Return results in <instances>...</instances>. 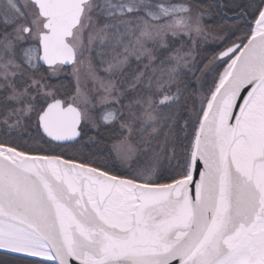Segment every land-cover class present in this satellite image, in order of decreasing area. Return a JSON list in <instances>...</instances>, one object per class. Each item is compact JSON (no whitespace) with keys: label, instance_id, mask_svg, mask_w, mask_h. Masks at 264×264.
I'll return each mask as SVG.
<instances>
[{"label":"snow or ice","instance_id":"1","mask_svg":"<svg viewBox=\"0 0 264 264\" xmlns=\"http://www.w3.org/2000/svg\"><path fill=\"white\" fill-rule=\"evenodd\" d=\"M215 8L0 0V264H264V0Z\"/></svg>","mask_w":264,"mask_h":264},{"label":"trees","instance_id":"2","mask_svg":"<svg viewBox=\"0 0 264 264\" xmlns=\"http://www.w3.org/2000/svg\"><path fill=\"white\" fill-rule=\"evenodd\" d=\"M201 2L205 5H213V16L208 19L206 18V23L209 25H215L216 23H221L222 21L220 20V14L218 13V11L216 10L215 6L216 5H226V6H230L233 2V0H201ZM224 13L227 14L228 17H230L232 15V12L229 11L228 7L224 8ZM204 48L206 49H211L215 47V44L209 40V42L207 44L203 45ZM90 135H95L94 132H91ZM108 134H105V142L103 144H101V148H105L108 144Z\"/></svg>","mask_w":264,"mask_h":264}]
</instances>
